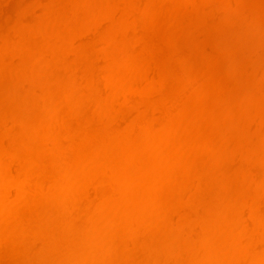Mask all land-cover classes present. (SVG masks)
<instances>
[{
	"label": "bare ground",
	"instance_id": "6f19581e",
	"mask_svg": "<svg viewBox=\"0 0 264 264\" xmlns=\"http://www.w3.org/2000/svg\"><path fill=\"white\" fill-rule=\"evenodd\" d=\"M0 264H264V0H0Z\"/></svg>",
	"mask_w": 264,
	"mask_h": 264
}]
</instances>
